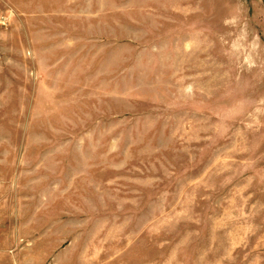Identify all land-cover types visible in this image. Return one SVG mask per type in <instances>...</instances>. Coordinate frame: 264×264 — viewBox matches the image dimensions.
Here are the masks:
<instances>
[{"label":"rangeland","instance_id":"rangeland-1","mask_svg":"<svg viewBox=\"0 0 264 264\" xmlns=\"http://www.w3.org/2000/svg\"><path fill=\"white\" fill-rule=\"evenodd\" d=\"M0 264H264V0H0Z\"/></svg>","mask_w":264,"mask_h":264}]
</instances>
